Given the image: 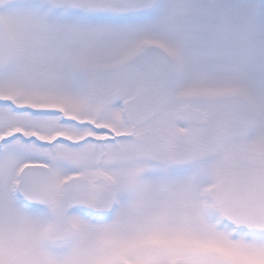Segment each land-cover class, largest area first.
Here are the masks:
<instances>
[{
  "label": "snow or ice",
  "instance_id": "snow-or-ice-1",
  "mask_svg": "<svg viewBox=\"0 0 264 264\" xmlns=\"http://www.w3.org/2000/svg\"><path fill=\"white\" fill-rule=\"evenodd\" d=\"M0 264H264V0H0Z\"/></svg>",
  "mask_w": 264,
  "mask_h": 264
}]
</instances>
